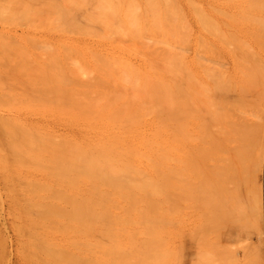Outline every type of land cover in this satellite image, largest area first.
Listing matches in <instances>:
<instances>
[{"label":"bare ground","instance_id":"bare-ground-1","mask_svg":"<svg viewBox=\"0 0 264 264\" xmlns=\"http://www.w3.org/2000/svg\"><path fill=\"white\" fill-rule=\"evenodd\" d=\"M80 2L68 0L71 7ZM95 3L106 17L117 19L119 8L111 0ZM125 14L128 30L140 34L144 25L140 24L137 6L132 3ZM195 14L194 25L181 34V54L172 61L180 72L178 149L193 185L194 173L211 151L221 161L229 151L244 159L250 154L247 147L254 143L259 171L264 161V0H196ZM123 23L103 20L106 29L119 35L125 32ZM178 59L179 64H175ZM79 60L82 63L74 61L60 67L56 58L52 59L51 78H57V88L61 84L58 78L65 85L71 82L62 93H57L61 86L57 89L54 85L56 91L51 85L48 89L53 96L58 99L60 94L62 99L52 96L50 100L60 103L68 99L67 107L46 100L38 105L44 115L34 110L33 115L42 117L31 120V124L21 118L23 109L16 111L21 121L9 118L21 132L7 127V148L16 160L19 157L21 169H31L32 163L36 170L8 176L10 183L16 181L21 187L19 193L23 191L19 209L24 229L41 249L52 253L51 259L57 264L68 261L71 248L79 245L78 235L88 237L95 231L107 238L108 244L93 245L85 264H165L164 225L159 223L160 229L157 225L163 219H157L156 224L150 220L162 214L164 169L167 158L173 159L170 154L177 137L167 143L163 122L151 132L145 120L133 117L134 111L141 115L149 111L133 92L103 89L108 82L128 86L131 74L136 81L143 76L145 81L130 90L138 86L136 93L152 102L150 85L157 78L139 74L138 69L116 57L83 53ZM88 72L94 76L89 82L92 86L83 81L87 85L83 88L80 82ZM159 82L164 84L158 80V86ZM12 102L10 99L9 106ZM162 109L156 111L161 113ZM231 109L235 113H230ZM43 116L48 125L63 124L73 135L40 131ZM14 183L8 188L13 197L18 191Z\"/></svg>","mask_w":264,"mask_h":264},{"label":"rangeland","instance_id":"rangeland-1","mask_svg":"<svg viewBox=\"0 0 264 264\" xmlns=\"http://www.w3.org/2000/svg\"><path fill=\"white\" fill-rule=\"evenodd\" d=\"M95 1L78 0L80 5L71 7L68 0H0V264H57L51 259L52 253L41 249L24 229L25 222L19 209L23 203H20L21 187L13 182L18 188L14 197L8 189L13 184L9 175L36 170L31 167L32 163L29 165L31 169L20 168L19 157L16 160L17 156L7 148L6 129L13 126L9 118L21 121L16 116L19 109H23L21 118L28 123L42 117L33 115L34 110L44 115L38 105L53 96L48 89L51 85L53 89L57 88V78H51L53 58L63 67L74 61L81 62L79 59L83 53L89 57L120 58L138 69L139 74L148 73L150 77L157 78L156 85L152 84L156 80H152L150 85L152 102L149 97L136 93L139 92L138 86L130 90L132 85L145 81L143 76L136 81L131 74L128 86L118 87L114 82H108L103 89L127 94L133 92L136 99L144 100L149 107L144 115L134 111L133 117L145 120L151 132L158 129V122H163L167 143L170 138L177 137L172 143L170 157L173 159L167 158L164 169L163 191L166 194L163 195L166 199L162 217L153 219L154 223L149 219L152 224L160 218L165 221L157 224L159 229L164 225L165 264H264V161L259 171L255 165L259 159L256 144L247 147L250 154L244 159L239 158L235 151H229L223 156L226 160L221 161L222 158L211 151L194 173V185L193 180L190 179V184L186 176L178 149L181 140L180 72L172 61L181 54L182 32L196 21V0H111L119 8L117 19L106 17L104 11L96 8ZM132 3L137 6L140 24L144 25L138 35L128 30L129 20L125 12ZM103 20L112 23L123 21L124 34L106 29ZM175 64H179V59ZM165 66L167 71H163L162 76L160 72ZM92 79L94 76L88 72L80 85L83 87V81L87 84ZM158 80L164 84L159 82L158 86ZM61 84L59 87H65H60L61 92L59 87L58 91L55 89L57 93L66 88L65 83ZM155 87L159 90H153ZM59 95L60 100L62 97ZM10 99L13 100L12 106H9ZM54 99L49 102L57 98ZM58 101H55L56 105ZM63 101L61 105L68 99L63 98ZM8 108L12 111L9 112ZM157 108H163V111L160 113ZM229 112L235 113L233 109ZM43 119L39 124L40 131L60 136L73 135L65 125H48L47 119ZM13 127L15 132H21ZM79 205L83 207V203L79 202ZM69 209L72 213V204ZM77 241H80L79 245ZM77 241L74 243L77 248H71L68 261L60 264H85V257L91 255L93 245L102 247L108 244L107 238L99 231L88 237L78 235Z\"/></svg>","mask_w":264,"mask_h":264}]
</instances>
